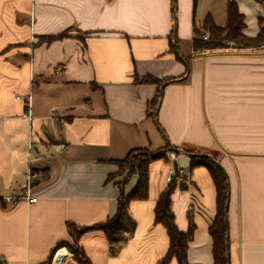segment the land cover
<instances>
[{"label": "crops", "instance_id": "crops-1", "mask_svg": "<svg viewBox=\"0 0 264 264\" xmlns=\"http://www.w3.org/2000/svg\"><path fill=\"white\" fill-rule=\"evenodd\" d=\"M214 1L207 14L224 25L228 0ZM234 1L255 37L264 4ZM203 2L175 0L174 14L173 0H0V264H77L58 245L71 241L68 223L114 216L138 182L113 175L117 162L166 148L177 159L151 161L147 198L129 204L132 236L113 248L100 230L80 235L90 263L165 256L154 207L178 167L171 210L179 230L194 226L187 264H213L217 190L206 167L191 169L197 154L227 178L229 264H264V45L195 51ZM147 76L157 82L139 81Z\"/></svg>", "mask_w": 264, "mask_h": 264}, {"label": "trees", "instance_id": "trees-1", "mask_svg": "<svg viewBox=\"0 0 264 264\" xmlns=\"http://www.w3.org/2000/svg\"><path fill=\"white\" fill-rule=\"evenodd\" d=\"M264 4V0H257ZM196 3V0H195ZM176 4L173 0V12L175 14ZM175 22L173 32L175 30ZM259 32L255 37H248L244 34L245 28L244 15L239 12L234 0H228L226 6V21L224 25H217L210 14H207L200 27H194L193 48L195 51L224 48L227 44H234L240 47H253L264 45V20L259 23ZM207 35L204 39L203 36ZM68 36L67 32H62L57 36H48L44 38L47 43L55 39ZM140 82H157L150 76L139 80ZM162 82L159 81V84ZM160 92L157 93L152 102L156 109L159 103ZM165 150L157 152H146V159H138L139 155L129 154L117 163L124 171L129 174L136 173L138 182L134 189L127 195H121L118 201L117 211L114 216L107 221L93 225L91 227H76L68 223V229L71 240L75 244L74 260L77 264H91L85 256L83 249L79 245V237L82 233L89 230L102 231L110 246L115 248L127 241L136 228V222L129 213V204L131 201L144 200L148 196V165L151 161L165 157ZM216 158H208L204 155H191V169L197 166H204L208 169L217 190V213L209 233L213 239V264H229L228 252V228H227V201H228V182ZM176 187V181L173 180L167 188L160 194L154 207V223L161 224L167 232L169 238V247L165 256L157 264H167L171 259H175L177 264H187V247L192 239L194 226L190 223L187 231H181L177 228L174 220V214L171 210V194ZM67 244L61 242L58 245ZM73 248V247H72Z\"/></svg>", "mask_w": 264, "mask_h": 264}, {"label": "rangeland", "instance_id": "rangeland-1", "mask_svg": "<svg viewBox=\"0 0 264 264\" xmlns=\"http://www.w3.org/2000/svg\"><path fill=\"white\" fill-rule=\"evenodd\" d=\"M203 4H204V6L207 8V10H204L203 11V13L204 14H201V12L200 11H198V17L201 19L202 17H204L203 15H206L207 13H208V10H209V5L211 6H214V7H216V1H214V0H204V2H203ZM213 7V8H214ZM217 15H219V14H217ZM225 16H226V14L225 13H223L222 14V20H221V23H224V19H225ZM133 154H136L137 156L139 155V157H137L138 159H146V156H147V154H146V151H142V150H137V151H135ZM113 175H118V176H122L123 175V178H122V180H125L126 179V177H127V175H128V172L127 171H124L123 169H121V167L119 166V164H118V166H117V171H116V173L115 174H113ZM64 246H66L67 247V249L69 250V252H70V256H71V258H72V260L74 261V262H76L75 260H74V248H75V244H74V242L71 240L70 242H67V244H64ZM73 247V248H72Z\"/></svg>", "mask_w": 264, "mask_h": 264}, {"label": "built area", "instance_id": "built-area-1", "mask_svg": "<svg viewBox=\"0 0 264 264\" xmlns=\"http://www.w3.org/2000/svg\"><path fill=\"white\" fill-rule=\"evenodd\" d=\"M204 39L207 38V35L203 36ZM18 98H20V96H18ZM25 116H27L28 118L31 117V113L30 111H28ZM166 158L170 161H175L177 159V154L173 151H170L168 153H166ZM185 176V171L182 168H178V167H171L169 170V173L166 176V180L168 183L172 182L173 180H175L176 177H184ZM26 200L30 203L35 202L36 198L33 196H30L29 194H26Z\"/></svg>", "mask_w": 264, "mask_h": 264}]
</instances>
